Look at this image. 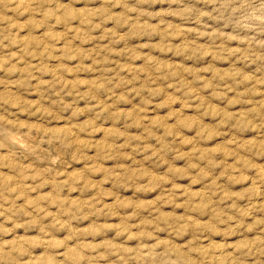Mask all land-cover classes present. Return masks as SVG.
<instances>
[{
	"label": "rangeland",
	"instance_id": "obj_1",
	"mask_svg": "<svg viewBox=\"0 0 264 264\" xmlns=\"http://www.w3.org/2000/svg\"><path fill=\"white\" fill-rule=\"evenodd\" d=\"M0 264H264V0H0Z\"/></svg>",
	"mask_w": 264,
	"mask_h": 264
},
{
	"label": "bare ground",
	"instance_id": "obj_2",
	"mask_svg": "<svg viewBox=\"0 0 264 264\" xmlns=\"http://www.w3.org/2000/svg\"><path fill=\"white\" fill-rule=\"evenodd\" d=\"M261 13V12H260ZM248 22V21H247ZM248 24V23H247ZM259 24V23H258ZM19 138V137H18ZM15 139V138H14ZM16 140V139H15ZM22 145V144H21Z\"/></svg>",
	"mask_w": 264,
	"mask_h": 264
}]
</instances>
